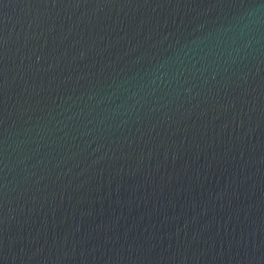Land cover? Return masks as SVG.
I'll list each match as a JSON object with an SVG mask.
<instances>
[{
	"label": "water",
	"instance_id": "obj_1",
	"mask_svg": "<svg viewBox=\"0 0 264 264\" xmlns=\"http://www.w3.org/2000/svg\"><path fill=\"white\" fill-rule=\"evenodd\" d=\"M0 264H264V0H0Z\"/></svg>",
	"mask_w": 264,
	"mask_h": 264
}]
</instances>
